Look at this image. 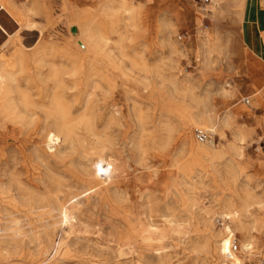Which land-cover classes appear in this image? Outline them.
Listing matches in <instances>:
<instances>
[{
    "label": "rangeland",
    "instance_id": "374dc122",
    "mask_svg": "<svg viewBox=\"0 0 264 264\" xmlns=\"http://www.w3.org/2000/svg\"><path fill=\"white\" fill-rule=\"evenodd\" d=\"M151 1L133 0L143 4L136 25L132 20L124 21L123 14L104 15L105 4L110 0H26L24 5L35 27L32 31L21 28L5 12L0 15L4 29L0 28L1 46L10 41L12 51L22 46L26 54H31L49 49V41L55 35L57 55L66 50L68 40L75 45L79 38V33L70 29L74 24L71 14L75 13L77 21L83 16L95 30L100 27V33L110 39L111 48L127 56L124 62L130 73L127 78L116 77L109 86L95 76L97 82L91 84L96 90L92 85L86 86L84 76L78 72L61 76L66 86L63 90L70 94L68 99L85 102L87 93L93 92L90 105L94 107L91 119L95 128L102 131L113 115L119 118L105 129L110 140L108 155L127 162L117 194L114 190L108 193L112 205L99 206L93 195L92 209H84L78 225L72 228L70 248L59 249L56 255L55 250L36 251L28 236L12 239L10 231L0 233V264H154L155 252L147 250V243L142 241V237L156 238L154 230L170 232L164 243L155 240L153 246H166L164 252L172 256L173 264H226L217 251L215 233L230 223L222 214L223 200L229 194L239 204L246 201L250 206L248 213L241 215L242 230L235 231L234 239L228 235L225 239H229L239 264H264V229L254 222L264 219V168L260 167L264 164V98L253 84L255 75L264 67L243 42L244 13L250 5L264 6V0ZM45 8H50L52 18H47ZM51 54L47 60H53L55 54ZM132 64L138 68L130 70ZM37 65L29 64L23 73L17 71V77L23 84L28 78L31 99L41 105L55 95L56 83L49 78L55 67ZM202 102L214 108L212 124L191 126L194 142H198L194 131L201 128L213 131V143L234 142L237 146L216 158L213 169L206 167V162L195 164V157L184 148V125L189 115L196 118ZM34 112L32 123L28 120L11 134H6L5 125L1 129L0 228L8 225L11 211L26 223L21 210L15 211L9 204L11 195L16 194L9 191L15 189L18 181L43 190L42 183L55 189V181L61 180L63 199L82 193L91 184L92 152H86L90 158H82L85 146L71 151L60 142L53 148L54 153H49L44 143L45 115L39 108ZM224 117L231 127L222 137L219 128L211 125ZM77 128L79 134L89 138L85 125ZM235 132L243 141L234 137ZM82 201L85 204L86 198ZM182 201L187 205L183 206ZM202 209L216 213L212 228L206 225ZM55 234L59 242V226ZM130 235L136 238L138 248L127 241ZM249 241L252 248L243 249V243Z\"/></svg>",
    "mask_w": 264,
    "mask_h": 264
},
{
    "label": "bare ground",
    "instance_id": "6f19581e",
    "mask_svg": "<svg viewBox=\"0 0 264 264\" xmlns=\"http://www.w3.org/2000/svg\"><path fill=\"white\" fill-rule=\"evenodd\" d=\"M25 1L26 0H0V15L2 14V12H5L11 19L16 21L21 28H25V30L27 31H32L35 27L32 24L33 21H31L29 18L30 11L25 8ZM150 2L152 1L150 0ZM105 6V10H103L104 15L114 16L116 14H123L126 16L124 18V21L129 20L130 22L132 20L133 25H136V22L140 16V12L143 8V4L141 2L134 3L133 0H110V2L105 4ZM49 9L45 8V11L47 12V18H52ZM74 18L75 13H72L71 20L72 22H74V24L70 29L74 33H79V38L76 41L75 45L73 44L72 40H68L66 50L63 49L64 51H59V55L56 54L58 47L56 46L57 36L55 35H53V38H51L49 41V49H38L31 54H26L22 46L17 47L14 51H12L13 48L10 44V41H7L2 46L0 45V126L2 128L5 125L6 134H11L17 126L25 125L28 120V122L32 123L36 115L34 109L39 108L45 115L44 120L47 132L45 134L44 143L49 148V153H54L53 148L60 142L66 143L69 150L71 151H75L80 145L82 147L85 146L83 152L81 153L82 158L88 156L89 153L86 152H92V171L90 170L91 172H89V175L92 177L90 181L91 184L80 194L73 195L68 199H63L62 196H60L62 192L61 180H56V183L53 182L54 184H56L55 189H52V186L48 184L42 183L41 185L43 186V190L40 188L41 186L38 187L32 183L27 186L18 181L16 183L15 189L9 191L10 193H13V191L16 192V194L11 195L9 204L12 206V209H15V211L21 210L23 216L25 217L26 223L23 224L21 220L16 217V215H14V213L11 211V213H9L11 218L8 221V225H6L5 228H0V233L10 231L11 233L9 234L12 239H18L22 236H28L31 242L35 243L36 251H41L42 248H45L47 252L52 253L55 250V255L57 254L59 249H65L67 251L68 248H70L72 228L78 225V218L84 211V209H92L91 198H93V195L97 196L96 200H98L99 206L109 207L110 205H112L113 202L110 201L108 193L111 192V190H114V194H117L116 191L119 188L118 186L119 184H121V180L126 175L125 168L127 166V162L114 160L110 157L111 155L109 156L107 153L110 146V140L106 135L105 129H108L111 126L110 124L117 123L119 121V118L113 115L109 120V117L107 118L108 122L107 120H104L107 122V124L102 131H100L101 128L100 130L98 128H95L94 123L92 122V119L94 118L91 117L94 115V107L90 105V95L93 92L87 93L88 98L85 102H78V100L72 98L68 99V96H70V94L66 93L63 90V88L66 86L62 84L63 79L61 78L62 74H66V72H78L79 74H82L84 76L85 85L88 87L92 85V88H95L93 84H91L96 81L95 76L96 78L99 77L100 80L105 81L106 84L108 83V86L113 85L115 83L116 77L119 78V76H122L127 78L128 74H130L129 72H127L128 68L125 66L127 64H125L124 62V59H126L125 57L127 56H125V54L121 50L110 47V39L100 33V27L95 30L92 27L90 21L88 19H84L83 16L79 17L78 21ZM0 28L3 29L1 25ZM118 44H120V42H118ZM120 46L122 47V45ZM51 53L55 54L53 55V60H51L52 58L47 60V56H52ZM29 64H41V66L51 64L53 67H55L54 70H52L53 72L51 73V76L49 77L56 83L55 95L52 97V99H47L48 102L41 105L37 103L35 99H31L29 89L27 87L28 78L25 79V84H23L19 80L20 77H17V71L22 72L24 70H27L26 66H28ZM135 66L137 67V64H132L130 70H134L133 68ZM98 85H100L99 82ZM47 95L49 94L46 93V96ZM198 108L199 112L196 118H193L192 114L189 115V119L184 125V148L195 157V164H202L206 162V167L213 169V163L216 158L218 159L219 157H222L226 149H236L237 146L234 142L227 144H215L213 142H211L212 144L209 142L201 143L199 141L197 143L194 142L191 136V126H210V124H212V116L214 112L213 106L205 104L204 102H202L201 106ZM78 125L86 126L89 138H86L84 135L77 132ZM214 125L219 128L218 132L222 137L225 135V131L231 127V123L227 117H224L222 119L218 118L217 122L213 123L211 127ZM97 129L100 132L96 131ZM234 137L238 138L239 141H243V138L241 139L239 133L235 132ZM88 146L90 147L87 148ZM41 152H43L44 155L48 154L47 150H41ZM62 157L63 156H59V158ZM88 157L90 158L91 156ZM260 167L264 168V164H261ZM208 168H205V170L207 171ZM67 170L68 172H72L70 171V169ZM88 171L86 172L88 173ZM72 176H74L73 173ZM1 190L2 187L0 186V191ZM252 197L254 198L255 196L252 195ZM82 198H86L85 204L82 201ZM119 200H121V198ZM181 203L183 204V206L187 205V202L182 201ZM223 203L224 211L222 214L223 216H225L224 218L230 220V223L229 225H226L223 229H220L217 233H215V237L217 238L216 248L223 263L239 264L240 261L235 257L230 249L229 239L232 240L235 238L236 230H242L243 222L241 217L244 216L241 215L246 210H248L250 204L246 201H243L239 204L233 194H229V196H227L223 200ZM4 210L8 211L6 207H4ZM246 212L248 213V211ZM215 214L216 213L214 211H211L209 209L203 210L205 223L210 228L213 227V217ZM254 222L255 226H259L260 229H264V219H255ZM26 226L28 229L25 228ZM57 226H59L61 231L59 242H57L58 237H54L56 235L55 231ZM150 227H152V225ZM152 234L156 236V238L142 237V241H144V243H147V250L152 249V251L155 252L157 261L154 264H173L171 262L172 256L164 252L167 248L166 246L161 244H156L158 246H153V242L155 240L159 243H164V240L168 237L170 232L168 234L167 231L158 232L157 230H154ZM178 234L181 235L182 233L178 230ZM226 235L229 236V239L227 240L225 239ZM127 241H129L130 245L135 246V248L139 247L136 245L137 240L136 238L134 239L133 236L129 237ZM183 241L184 240L181 239V242ZM138 243L140 242L138 241ZM243 244V249L245 250H249L253 246V243L250 241L244 242ZM5 249L6 248H3V250ZM1 251L2 247L0 244V253ZM50 264L58 263L52 262Z\"/></svg>",
    "mask_w": 264,
    "mask_h": 264
},
{
    "label": "crops",
    "instance_id": "0c3cea01",
    "mask_svg": "<svg viewBox=\"0 0 264 264\" xmlns=\"http://www.w3.org/2000/svg\"><path fill=\"white\" fill-rule=\"evenodd\" d=\"M251 3H253L251 1ZM245 27L243 31V42L250 55L255 56L264 67V44L262 33H264V6L256 3L250 5L244 13ZM253 84L259 89L264 98V68L260 69L254 77ZM248 104V103H246Z\"/></svg>",
    "mask_w": 264,
    "mask_h": 264
},
{
    "label": "built area",
    "instance_id": "2783aa9c",
    "mask_svg": "<svg viewBox=\"0 0 264 264\" xmlns=\"http://www.w3.org/2000/svg\"><path fill=\"white\" fill-rule=\"evenodd\" d=\"M1 126H0V135H1ZM195 138L201 143H211L214 142V134L212 131L204 129H196L194 131ZM237 249V246H234V250Z\"/></svg>",
    "mask_w": 264,
    "mask_h": 264
},
{
    "label": "snow or ice",
    "instance_id": "6c2138e0",
    "mask_svg": "<svg viewBox=\"0 0 264 264\" xmlns=\"http://www.w3.org/2000/svg\"><path fill=\"white\" fill-rule=\"evenodd\" d=\"M227 250V249H226Z\"/></svg>",
    "mask_w": 264,
    "mask_h": 264
}]
</instances>
